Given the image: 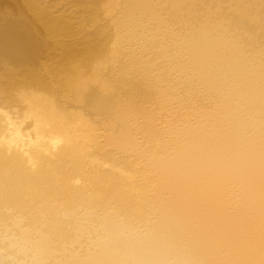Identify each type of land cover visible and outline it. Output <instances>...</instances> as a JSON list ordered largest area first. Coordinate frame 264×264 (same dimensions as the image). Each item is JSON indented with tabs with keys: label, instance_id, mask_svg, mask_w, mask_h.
Returning a JSON list of instances; mask_svg holds the SVG:
<instances>
[{
	"label": "bare ground",
	"instance_id": "bare-ground-1",
	"mask_svg": "<svg viewBox=\"0 0 264 264\" xmlns=\"http://www.w3.org/2000/svg\"><path fill=\"white\" fill-rule=\"evenodd\" d=\"M0 264H264V0H0Z\"/></svg>",
	"mask_w": 264,
	"mask_h": 264
}]
</instances>
